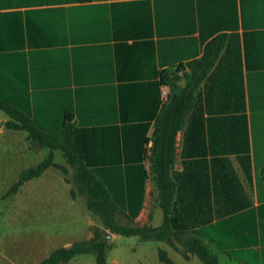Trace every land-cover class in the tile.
<instances>
[{
	"label": "crops",
	"instance_id": "obj_1",
	"mask_svg": "<svg viewBox=\"0 0 264 264\" xmlns=\"http://www.w3.org/2000/svg\"><path fill=\"white\" fill-rule=\"evenodd\" d=\"M216 38L175 137L171 242L148 241L189 261L196 237L217 259L264 264V0H0V95L41 129L70 123L84 160L113 179L116 220L159 227L150 155L163 81L190 85Z\"/></svg>",
	"mask_w": 264,
	"mask_h": 264
},
{
	"label": "trees",
	"instance_id": "obj_2",
	"mask_svg": "<svg viewBox=\"0 0 264 264\" xmlns=\"http://www.w3.org/2000/svg\"><path fill=\"white\" fill-rule=\"evenodd\" d=\"M219 40V38H216L210 42L202 58L194 64L190 85L180 88L176 83V79L174 81H163L164 84L169 85L170 90L168 99L156 121L153 137L151 138L150 155V171L157 184L160 206L164 211V221L159 227L136 225L132 222V218H128L131 224L127 225L120 224L116 220V213L121 209L116 202L117 192H115L113 179L109 181L103 174L106 171L105 169L91 168L89 163L84 160L81 155V148L77 143L75 130L70 123H64L61 134L41 129L23 106L0 95V110L9 117L3 123L4 127L13 131H25L29 141L37 143L40 147H49L51 150L61 152L67 164L75 171L76 188L71 190V195H83L86 208L99 218L103 227L93 228L92 236L88 239L53 249L39 264H67L74 257L83 254L93 255L95 264H106V252L110 247L106 239L108 233L138 236L142 241L160 240L171 242L170 234H172V230L168 214L170 212V200L173 195V182L170 174L175 160V137L185 123L193 99V87L198 85L218 56L221 47V41ZM51 166L60 167L65 171L63 166L53 161L52 151L37 166L21 171L6 194L16 193L25 182L41 176ZM195 233L205 234V231L200 230ZM175 236L179 237L178 234H175ZM216 243L228 255L234 256V252L221 246L220 242ZM184 246L205 264H219L216 255L211 253L206 245L196 237L186 240ZM158 258L164 264H175L164 250L160 249L158 251Z\"/></svg>",
	"mask_w": 264,
	"mask_h": 264
},
{
	"label": "rangeland",
	"instance_id": "obj_3",
	"mask_svg": "<svg viewBox=\"0 0 264 264\" xmlns=\"http://www.w3.org/2000/svg\"><path fill=\"white\" fill-rule=\"evenodd\" d=\"M5 116L0 111V118ZM2 122V123H1ZM52 151L51 166L25 182L16 193L7 191L21 171L35 167ZM76 188L75 171L59 150L40 147L27 139L25 131L6 129L0 121V264H39L53 249L92 236L93 228H103L99 218L85 206V197L71 195ZM109 248L106 264H164L158 249H166L175 264H203L197 257L186 261L179 253L156 241L137 236H106ZM113 239V240H112ZM219 264H236L218 254ZM67 264H95L94 256L83 254Z\"/></svg>",
	"mask_w": 264,
	"mask_h": 264
},
{
	"label": "water",
	"instance_id": "obj_4",
	"mask_svg": "<svg viewBox=\"0 0 264 264\" xmlns=\"http://www.w3.org/2000/svg\"><path fill=\"white\" fill-rule=\"evenodd\" d=\"M112 234L111 233H108V237H110Z\"/></svg>",
	"mask_w": 264,
	"mask_h": 264
}]
</instances>
